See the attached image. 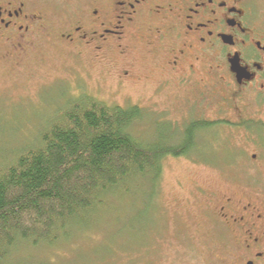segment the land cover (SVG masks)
Instances as JSON below:
<instances>
[{
	"label": "flooded vegetation",
	"instance_id": "flooded-vegetation-1",
	"mask_svg": "<svg viewBox=\"0 0 264 264\" xmlns=\"http://www.w3.org/2000/svg\"><path fill=\"white\" fill-rule=\"evenodd\" d=\"M134 43L153 58L146 68L153 78L145 83L155 92L204 86L205 74L215 76L225 91L221 106L235 110L244 135L235 139L236 158L247 144L264 149V125L249 129L264 123V0H0V67L7 70L55 54L92 66L116 64L114 77L126 88L136 68L126 62ZM80 87L76 95H90ZM226 155L231 163L234 155ZM235 172L252 178L238 191L197 187L198 235L220 242L237 264H264V162Z\"/></svg>",
	"mask_w": 264,
	"mask_h": 264
},
{
	"label": "rangeland",
	"instance_id": "rangeland-1",
	"mask_svg": "<svg viewBox=\"0 0 264 264\" xmlns=\"http://www.w3.org/2000/svg\"><path fill=\"white\" fill-rule=\"evenodd\" d=\"M135 45L126 58L136 67L132 84L126 88L114 77L116 64L94 62L92 66L88 61L53 54L39 65L28 61L23 68L0 67V157L34 142L59 111L79 98L75 94L78 83L109 105L142 107L145 117L134 128L142 139L160 132L173 136V130L181 137L192 121L219 124L198 134V142L203 144L196 156L165 159L153 200L151 190L131 203L115 197L111 211L99 213L103 216L95 218L92 225L74 227L68 238L53 244L35 248L22 244L13 252L11 264H237L234 253L224 252L220 242L199 237L202 231L198 225H203V219L197 187L218 192L240 190L252 178L235 170L258 168L264 162V149L260 152L254 144H247L236 158L235 139L244 135L237 129L235 110L221 106L225 91L215 76L205 74L204 86L171 85L155 92L152 84L145 83L153 78L146 70L153 58L147 50L138 49L145 46ZM263 125L261 120L249 129L260 132ZM228 152L234 155L231 163L226 162ZM256 152L260 156L253 162ZM215 169L225 170L218 173ZM142 211L144 215L139 217Z\"/></svg>",
	"mask_w": 264,
	"mask_h": 264
},
{
	"label": "trees",
	"instance_id": "trees-1",
	"mask_svg": "<svg viewBox=\"0 0 264 264\" xmlns=\"http://www.w3.org/2000/svg\"><path fill=\"white\" fill-rule=\"evenodd\" d=\"M58 113L35 143L0 157V264H11L22 244H53L92 225L115 197L131 203L151 190L153 200L165 159L196 156L198 134L219 124L192 121L181 137L173 130L142 139L134 131L142 107L83 94Z\"/></svg>",
	"mask_w": 264,
	"mask_h": 264
}]
</instances>
